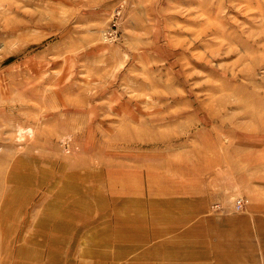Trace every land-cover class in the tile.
<instances>
[{
  "label": "rangeland",
  "instance_id": "374dc122",
  "mask_svg": "<svg viewBox=\"0 0 264 264\" xmlns=\"http://www.w3.org/2000/svg\"><path fill=\"white\" fill-rule=\"evenodd\" d=\"M0 118V264H178L134 231L184 194L264 264V0H0Z\"/></svg>",
  "mask_w": 264,
  "mask_h": 264
},
{
  "label": "crops",
  "instance_id": "0c3cea01",
  "mask_svg": "<svg viewBox=\"0 0 264 264\" xmlns=\"http://www.w3.org/2000/svg\"><path fill=\"white\" fill-rule=\"evenodd\" d=\"M180 198H182L185 204L160 207L152 206L150 214L151 229L139 228L138 233L134 231V235L136 234L138 238L137 240L142 242L141 245L144 246L149 245V242L151 243V254L149 255H151L152 261H172L178 264H188L194 261L208 264L211 259L216 258L218 261L219 259L222 262L225 261V264H233L234 258L229 255H233L232 250L233 252L235 250L234 245L236 243L232 240L238 235V226L235 224L237 220H234V217L231 216L209 215V208L206 202L203 205H191V197L184 194ZM135 218V221L140 219L138 216ZM144 220L145 218L141 221L143 222ZM123 222L125 221L119 218V228L124 231L121 237L122 239L117 240L115 238L114 242L109 241L107 238L100 239L98 242H92L90 239L92 245L87 246V248L81 252L82 256L86 258L96 257L98 254L93 248L91 249L94 245L107 248L109 245L110 247L116 245L119 248L123 240L132 242L130 237H126L128 232L123 228ZM65 223H69V221ZM14 232L16 234V230H14ZM69 234H72V231L67 230L64 236L66 237ZM225 242L228 243V245H225ZM230 242L231 244H229ZM222 245L226 248L221 249ZM72 247H74V245H72ZM94 248L97 249V247ZM59 249L62 253L63 248ZM145 253L142 254L144 256L148 255ZM100 255L104 258H109L107 250H103ZM56 261L58 264L64 263L61 254L58 252V248L56 250ZM102 263L103 262H101V264Z\"/></svg>",
  "mask_w": 264,
  "mask_h": 264
},
{
  "label": "bare ground",
  "instance_id": "6f19581e",
  "mask_svg": "<svg viewBox=\"0 0 264 264\" xmlns=\"http://www.w3.org/2000/svg\"><path fill=\"white\" fill-rule=\"evenodd\" d=\"M19 116L17 117V118H19V119H22V116H20V114H18ZM15 116H17V115H15ZM2 117H4L3 115H2ZM2 120H3V118H0V123L2 122ZM19 122V121H18ZM21 123V122H20Z\"/></svg>",
  "mask_w": 264,
  "mask_h": 264
}]
</instances>
